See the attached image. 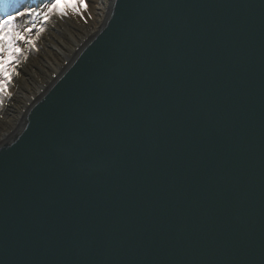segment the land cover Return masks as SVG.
I'll use <instances>...</instances> for the list:
<instances>
[{
    "label": "water",
    "instance_id": "95a60500",
    "mask_svg": "<svg viewBox=\"0 0 264 264\" xmlns=\"http://www.w3.org/2000/svg\"><path fill=\"white\" fill-rule=\"evenodd\" d=\"M0 264H264V0H110L0 143Z\"/></svg>",
    "mask_w": 264,
    "mask_h": 264
},
{
    "label": "bare ground",
    "instance_id": "6f19581e",
    "mask_svg": "<svg viewBox=\"0 0 264 264\" xmlns=\"http://www.w3.org/2000/svg\"><path fill=\"white\" fill-rule=\"evenodd\" d=\"M55 2V0H53ZM110 0H84L83 12L78 15L69 10L68 15L54 13L43 32L36 36L35 47H22V54L14 62L12 82L5 88L0 105V143L19 127L28 108L50 80L69 63L81 43L100 26L105 18ZM86 4V10L84 5ZM65 3L60 4L64 9ZM6 105V106H5Z\"/></svg>",
    "mask_w": 264,
    "mask_h": 264
},
{
    "label": "snow or ice",
    "instance_id": "6c2138e0",
    "mask_svg": "<svg viewBox=\"0 0 264 264\" xmlns=\"http://www.w3.org/2000/svg\"><path fill=\"white\" fill-rule=\"evenodd\" d=\"M65 3L64 9L60 8L61 3ZM20 0H0V90L5 86L8 81L7 73L9 71L13 74L18 75L15 69L9 63L17 53L21 51L18 45L23 42L35 47L36 40L28 39L36 28V24L22 27L17 23L19 17L36 15L40 17L42 15L43 20L47 21L54 13H59L61 16L68 15L69 10L82 15L83 12L80 5L84 4V0H55L50 2L47 10L42 14L35 12L34 9L23 12H14L19 7ZM86 4L84 9L86 10ZM44 29L41 27L39 32L36 34V38H39V33L43 32ZM8 65V67H5Z\"/></svg>",
    "mask_w": 264,
    "mask_h": 264
},
{
    "label": "rangeland",
    "instance_id": "374dc122",
    "mask_svg": "<svg viewBox=\"0 0 264 264\" xmlns=\"http://www.w3.org/2000/svg\"><path fill=\"white\" fill-rule=\"evenodd\" d=\"M50 2H53V0H20L19 7H17L13 11L14 12H23V11L34 9L35 12L42 14L44 11L47 10L48 6L50 5ZM49 21H50V19L48 20V22ZM17 23L20 24L22 27L30 26L31 24H36V28L34 29L33 33L28 37V39L35 38L37 32H39V29L43 25H47L46 22L44 23L42 15L40 17H37L36 15H31V16L26 15L24 17H19ZM24 46L30 47L31 45L23 43V42H21L18 45V47H20L21 51L19 53H17L16 56L13 57L12 60L9 62L12 67H13L16 59L22 54V52H23L22 47H24ZM5 67H8V65H5ZM11 76H12L11 71H9L7 73L8 81L5 83L4 88L2 90H0V105L2 103L1 97L3 98L5 88L8 87L9 83H11L13 80Z\"/></svg>",
    "mask_w": 264,
    "mask_h": 264
}]
</instances>
